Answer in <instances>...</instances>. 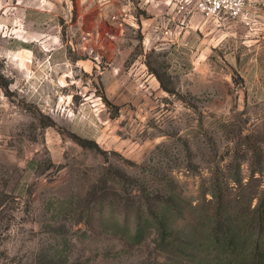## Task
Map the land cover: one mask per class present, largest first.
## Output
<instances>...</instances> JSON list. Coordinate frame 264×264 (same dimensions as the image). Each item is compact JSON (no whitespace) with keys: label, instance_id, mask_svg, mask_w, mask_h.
Here are the masks:
<instances>
[{"label":"rangeland","instance_id":"374dc122","mask_svg":"<svg viewBox=\"0 0 264 264\" xmlns=\"http://www.w3.org/2000/svg\"><path fill=\"white\" fill-rule=\"evenodd\" d=\"M256 1L252 26L194 15L189 50L165 34L176 0H0V264L55 250L67 264H171L154 226L134 239L139 205L172 197L165 219L190 240L208 228L213 177L256 205Z\"/></svg>","mask_w":264,"mask_h":264},{"label":"trees","instance_id":"16d2710c","mask_svg":"<svg viewBox=\"0 0 264 264\" xmlns=\"http://www.w3.org/2000/svg\"><path fill=\"white\" fill-rule=\"evenodd\" d=\"M210 191L214 211L200 240L180 237L170 228L164 212L172 208V197L139 205L134 239L142 240L150 224L156 229V245L170 253L171 264H264V190L255 206L254 193L236 194L219 176L213 177ZM66 258L64 251L55 250L44 262L67 264Z\"/></svg>","mask_w":264,"mask_h":264},{"label":"built area","instance_id":"2783aa9c","mask_svg":"<svg viewBox=\"0 0 264 264\" xmlns=\"http://www.w3.org/2000/svg\"><path fill=\"white\" fill-rule=\"evenodd\" d=\"M252 0H176V13L184 27L198 13L224 24L241 21L247 26L255 23Z\"/></svg>","mask_w":264,"mask_h":264},{"label":"crops","instance_id":"0c3cea01","mask_svg":"<svg viewBox=\"0 0 264 264\" xmlns=\"http://www.w3.org/2000/svg\"><path fill=\"white\" fill-rule=\"evenodd\" d=\"M253 1V8L251 9L253 12H254V14H255V16L257 17H259L260 16V14H258V12H259V4H258V2L256 1V0H252ZM196 14H198V13H196ZM196 14H194V15H196ZM203 18H204V16L203 15H201ZM213 22H215V25H216V27H220V29H222L223 28V26L222 25H224V24H221V23H219L217 20H215V19H212V18H210ZM173 20H174V25H175V28L174 29H172V30H167L166 32H165V34L166 35H168L169 37H171V38H174L173 39V42L175 43V45H178V46H185V48L187 49H189V50H191V43H192V40H191V37H189V35H188V32H190V30H188L187 31V28H186V26L187 25H185V33H184V35L183 36H180V34H179V27H181L180 25H181V19H180V17H179V15L176 13V15H175V17H173ZM206 23H204L203 25H201V28H203V26L205 25ZM242 24V23H241ZM190 27V26H189ZM208 27V26H207ZM181 32V31H180ZM189 37V38H188Z\"/></svg>","mask_w":264,"mask_h":264}]
</instances>
